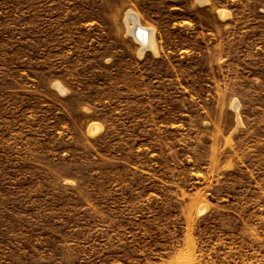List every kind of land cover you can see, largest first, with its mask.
<instances>
[{
	"label": "rangeland",
	"instance_id": "rangeland-1",
	"mask_svg": "<svg viewBox=\"0 0 264 264\" xmlns=\"http://www.w3.org/2000/svg\"><path fill=\"white\" fill-rule=\"evenodd\" d=\"M0 264H264V0H0Z\"/></svg>",
	"mask_w": 264,
	"mask_h": 264
},
{
	"label": "bare ground",
	"instance_id": "bare-ground-1",
	"mask_svg": "<svg viewBox=\"0 0 264 264\" xmlns=\"http://www.w3.org/2000/svg\"><path fill=\"white\" fill-rule=\"evenodd\" d=\"M125 20L130 30L129 33H132V37L133 39H135V41L137 40L139 44L138 46H140L141 51H155V36L152 29L144 27L141 24L138 15L133 11H129L127 13V18Z\"/></svg>",
	"mask_w": 264,
	"mask_h": 264
}]
</instances>
